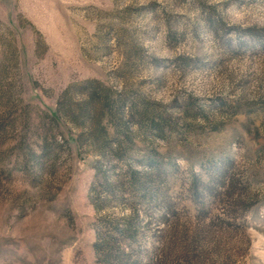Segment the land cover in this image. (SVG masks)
<instances>
[{
  "label": "rangeland",
  "instance_id": "374dc122",
  "mask_svg": "<svg viewBox=\"0 0 264 264\" xmlns=\"http://www.w3.org/2000/svg\"><path fill=\"white\" fill-rule=\"evenodd\" d=\"M0 264H264V0H0Z\"/></svg>",
  "mask_w": 264,
  "mask_h": 264
},
{
  "label": "trees",
  "instance_id": "16d2710c",
  "mask_svg": "<svg viewBox=\"0 0 264 264\" xmlns=\"http://www.w3.org/2000/svg\"><path fill=\"white\" fill-rule=\"evenodd\" d=\"M95 85V87H97V88H102L101 87V85L98 83V82H95V81H93L92 82V85ZM97 88H92L93 90H92V94H90V96H89V99H91L92 100V102H94V101H98V99H99V101H101L100 99L101 98H103V97H101L100 95H97ZM107 97H104V100H105V103L107 104V100H108V98H109V95H106ZM98 98V99H97ZM103 108H107V112L109 113V115H110V117H112V118H115L116 117V115L117 114H119V111H120V108H118V107H114V106H111V105H109V104H107V105H104V107ZM114 108H116V109H114ZM114 112V113H113ZM99 124H101L100 123V118L99 119H97V121L95 122V125H94V127H92V135L94 134V137L96 136V134L98 133V135L99 136H104L105 134H104V130L99 126ZM152 125H153V123H152ZM95 130H96V134L94 133L95 132ZM90 132H91V129H90ZM96 138V137H95ZM96 140H97V138H96ZM100 143H101V146H102V148L105 146V144L107 145V142H106V140H103L102 139V141H99ZM119 144H121V143H118V146H119ZM117 146V147H118ZM106 148L104 147L103 148V153H108V151H107V149L105 150ZM117 151L116 150H114L113 151V154L114 155H117V153H116ZM110 153V152H109ZM112 154V153H111ZM131 180L129 181V182H133V178H134V181L135 182H137L136 181V179H135V176H134V174H132L131 175ZM134 183V182H133ZM132 183V184H133ZM132 184H131V186H132ZM120 188H121V185L119 186ZM130 226H127L126 227V229L124 230V231H122V234H124V235H126V234H129V232H130ZM127 236V235H126ZM129 236H131V235H129ZM131 238V237H130ZM102 244H103V247L105 248L106 246H108L109 244H110V239H108V238H104L103 239V242H102ZM97 247V246H96ZM103 249V248H102Z\"/></svg>",
  "mask_w": 264,
  "mask_h": 264
}]
</instances>
